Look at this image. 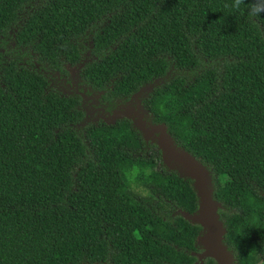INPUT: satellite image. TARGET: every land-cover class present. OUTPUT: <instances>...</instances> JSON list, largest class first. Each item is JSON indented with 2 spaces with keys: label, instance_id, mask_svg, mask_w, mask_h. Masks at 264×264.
<instances>
[{
  "label": "trees",
  "instance_id": "16d2710c",
  "mask_svg": "<svg viewBox=\"0 0 264 264\" xmlns=\"http://www.w3.org/2000/svg\"><path fill=\"white\" fill-rule=\"evenodd\" d=\"M223 3L0 0V264L193 262V180L126 107L208 173L229 264L264 261V18Z\"/></svg>",
  "mask_w": 264,
  "mask_h": 264
},
{
  "label": "water",
  "instance_id": "95a60500",
  "mask_svg": "<svg viewBox=\"0 0 264 264\" xmlns=\"http://www.w3.org/2000/svg\"><path fill=\"white\" fill-rule=\"evenodd\" d=\"M121 117H132V122L137 126L145 140L156 134V144L162 151L164 163L168 165L169 162H172L180 165L183 173L193 180L192 185L198 200V210L192 215L182 213L181 216L186 221L201 227L202 235L196 239L197 242L199 241L203 244V253L199 256V261L203 257H208L212 258L216 264H229L231 260L230 255L224 252L219 246L223 238L224 229L217 219V204L210 199L209 192L206 190L208 173L192 157L182 152L178 153L171 148L163 125L146 127V123L142 120V114H139L138 111H135L131 107H126L122 113L114 111L109 116L108 123H113L115 119Z\"/></svg>",
  "mask_w": 264,
  "mask_h": 264
},
{
  "label": "clouds",
  "instance_id": "9594fccd",
  "mask_svg": "<svg viewBox=\"0 0 264 264\" xmlns=\"http://www.w3.org/2000/svg\"><path fill=\"white\" fill-rule=\"evenodd\" d=\"M223 11L229 15L239 14L246 16L254 27H258L256 21L258 18H264V0H224ZM154 172L151 165L138 161L125 163L120 174L124 189L130 192H136L138 187L143 186L144 180L150 177ZM260 264H264L261 261Z\"/></svg>",
  "mask_w": 264,
  "mask_h": 264
},
{
  "label": "rangeland",
  "instance_id": "374dc122",
  "mask_svg": "<svg viewBox=\"0 0 264 264\" xmlns=\"http://www.w3.org/2000/svg\"><path fill=\"white\" fill-rule=\"evenodd\" d=\"M67 70L69 72V78H70L71 84L75 85L77 69H71L70 68V69H67ZM81 89H83V91H84V93L83 94L81 93V94L83 96H85V99L89 100L91 97L89 96V94H85V91H87L86 88H82L81 87ZM93 105H94V102L90 101V103L87 106L90 107V106H93ZM127 260H128V257H127Z\"/></svg>",
  "mask_w": 264,
  "mask_h": 264
},
{
  "label": "flooded vegetation",
  "instance_id": "af4514ba",
  "mask_svg": "<svg viewBox=\"0 0 264 264\" xmlns=\"http://www.w3.org/2000/svg\"><path fill=\"white\" fill-rule=\"evenodd\" d=\"M195 252H190L189 255L194 258L193 262H191V264H195V263H198V264H205V259H207L208 257H203V259H201L199 261V256L203 253V249H201V247L199 246H195ZM209 259V258H208ZM214 262V261H213ZM261 262V261H260ZM260 262L256 263V264H260ZM214 264V263H213Z\"/></svg>",
  "mask_w": 264,
  "mask_h": 264
}]
</instances>
